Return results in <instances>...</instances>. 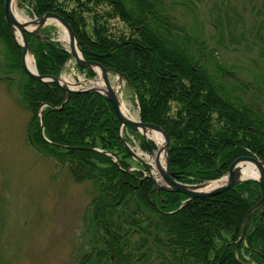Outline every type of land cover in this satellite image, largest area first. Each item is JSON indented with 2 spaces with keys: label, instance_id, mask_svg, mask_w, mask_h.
Returning <instances> with one entry per match:
<instances>
[{
  "label": "trees",
  "instance_id": "1",
  "mask_svg": "<svg viewBox=\"0 0 264 264\" xmlns=\"http://www.w3.org/2000/svg\"><path fill=\"white\" fill-rule=\"evenodd\" d=\"M19 1L35 16L58 13L81 49L95 53L84 54L85 59L128 77L139 119L159 125L168 135L169 170L178 181L218 179L242 155L264 159V47L247 81L233 65L228 67L224 55L229 49L250 47L247 40L236 38H248V29L231 0H212L214 35L209 39L176 15L179 7L194 14L196 0ZM3 5L0 0L2 80L8 87L16 85L20 103L30 113L27 142L66 167L75 182L90 185L83 224L88 248L78 264H264V214L259 209L251 214L234 250L242 220L260 198L257 181L243 180L213 196L193 198L179 209L186 195L162 188L154 194L155 206L152 182L138 170L125 171L132 158L119 140L112 104L98 93L79 92L60 108L65 92L55 82L37 80L23 70L21 47L7 28ZM258 10L261 16L264 10ZM109 19L123 27L112 30ZM256 21L260 23L252 27V38L264 42V24L260 18ZM41 33L51 35L45 28ZM27 39L38 74L58 76L70 58L62 43L30 33ZM79 69L88 77L95 75ZM130 134L143 151L156 147L124 127L125 141L130 142Z\"/></svg>",
  "mask_w": 264,
  "mask_h": 264
},
{
  "label": "rangeland",
  "instance_id": "2",
  "mask_svg": "<svg viewBox=\"0 0 264 264\" xmlns=\"http://www.w3.org/2000/svg\"><path fill=\"white\" fill-rule=\"evenodd\" d=\"M18 2L15 0L16 9L29 19L27 5L17 7ZM263 3L264 0H231L248 29V38H236L247 40L250 47L240 51L227 49L224 59L228 67L233 65L234 72L246 81L249 73L254 71L253 61L264 47V42L252 38L251 33L255 23H260L257 18L264 24V19L261 20L264 11L261 16L258 12V9L264 10ZM73 4L70 1L68 7ZM211 4L212 0H196L194 14H187L179 7L176 15L209 39L210 35H214L209 11ZM84 15L90 23V16L86 12ZM108 24L112 30L123 27L117 19H109ZM45 29L62 45L68 46L65 31L57 22H49ZM254 40L257 43L251 44ZM3 50L4 46L0 43V264H78L80 255L88 248L83 224L91 198L90 185L88 182H75L66 167L37 153L28 144L25 128L30 113L20 103L16 85L8 87L7 82L2 80ZM74 64V59L70 58L61 71L66 80H73L81 74ZM112 83L120 96L121 106L138 119L139 111L132 90L125 81L118 83L115 77ZM130 146L146 163H150L148 156L159 148L156 143L153 153L143 152L134 139L130 141ZM129 161L133 167L139 165L133 159ZM139 166L143 169L142 165ZM152 168L158 174L155 163L151 164Z\"/></svg>",
  "mask_w": 264,
  "mask_h": 264
},
{
  "label": "water",
  "instance_id": "3",
  "mask_svg": "<svg viewBox=\"0 0 264 264\" xmlns=\"http://www.w3.org/2000/svg\"><path fill=\"white\" fill-rule=\"evenodd\" d=\"M15 0H4L3 5V13L6 20V25L10 33L15 38V32L18 31L20 35V46H21V66L23 70L30 75L31 77L45 82H55L64 92L65 97L60 105V108L64 104L66 100L69 99L70 95L72 93H79V92H93L98 93L105 97L113 106L117 118L119 120V139L121 143L123 144L124 148L129 152L131 157L138 161L139 163L143 164L144 167L147 170V174L145 173L144 176L151 180L153 183V188L151 190L152 194V202L156 206V202L154 199V192L157 189L159 191L160 188H168L173 191L180 192L187 196V198L179 205L178 209L181 208L186 202L193 198H205L209 196H213L215 194H218L220 192H223L229 188L234 187L239 182L245 179H254L258 181L261 187V195L258 201L251 206L248 211L246 212L242 223H241V231L238 239L234 242L236 249L237 245L243 240L247 228V224L249 221V218L251 214L259 209V214H264V159H258L254 156L244 155L237 157L234 159L231 164L228 167V171L225 174V179L223 181H206L200 184H186L182 183L175 178V174L173 172H170L169 170V155H168V145H169V138L167 133L157 124L154 123H147L142 122L139 119H133L128 116H126L122 110H121V102H120V96L117 92V89L114 84H112L109 73H115L117 74V82L122 83L123 80L130 86V82L128 80V77L126 75H123L120 72H115L111 68L104 67L100 62L95 60H86L84 59V54H95L88 50L81 49L76 35L74 31L72 30L69 23L59 14L48 11L41 15L40 17L24 20V21H18L12 11V3ZM17 7H20V3H17ZM50 21H55L60 24V26L64 29L66 37H67V43L69 46V54L70 57H72L75 60V63L85 69L93 70L96 72V77H98L100 85L97 83L94 86L89 87H78L79 83H76V86L71 85L62 77L59 76H53V75H39L36 67L34 65L33 70H29L25 66L24 58L27 53H30L32 56V51L30 48V45L27 40V34L30 33L32 35H36L38 37L48 39V35H41L40 30ZM16 39V38H15ZM33 57V56H32ZM135 104L138 106L137 102L135 101ZM54 109H57V107H53ZM39 115H40V126L43 128L42 123V116H41V109L39 108ZM126 126L130 128L131 130H134L138 133H140L144 140H147L148 138H151L149 134L153 132H159L162 136V146L158 148L157 154L155 156V167L158 171V175L160 176L159 181L152 175L151 173V163H146L140 156L137 155V153L131 148V146L123 139L121 130L122 127ZM163 152V158H164V165L162 166L159 162V155ZM153 153V150L151 151ZM154 154V153H153ZM108 155H111L113 157L114 163L117 165L118 161L116 156L113 153H108ZM244 162L251 163L257 170V177L255 178H245L242 176V166ZM134 168V167H133ZM128 170H126L127 172ZM222 179V178H221ZM215 183V184H211ZM210 185V186H209Z\"/></svg>",
  "mask_w": 264,
  "mask_h": 264
},
{
  "label": "bare ground",
  "instance_id": "4",
  "mask_svg": "<svg viewBox=\"0 0 264 264\" xmlns=\"http://www.w3.org/2000/svg\"><path fill=\"white\" fill-rule=\"evenodd\" d=\"M12 11L16 17V19L18 21H24L25 18L23 17V15H21L18 10L16 9L15 7V1L12 3ZM15 38L18 42H20V35H19V32L16 31L15 32ZM64 38L66 39V34L64 35ZM24 62H25V66L29 69V70H33L34 69V61H33V57L31 56L30 53H27L25 55V58H24ZM121 107V110L122 112L130 117V118H133V116L131 114H128L124 108V106H120ZM150 136L156 141L158 147L160 148L162 146V136L160 135L159 132H153L150 134ZM157 152H155L152 156H148L149 157V161L151 164H154V160H155V156H156ZM159 162L160 164L163 166V152L160 153L159 157ZM153 170H151V173L152 175L159 181V175L155 172L154 168H152ZM242 176L245 177V178H248V177H251V178H255L257 177V170L256 168L251 164V163H248V162H244L243 163V166H242ZM225 178H223L221 181H223ZM212 185L215 184V183H211ZM210 186V185H209Z\"/></svg>",
  "mask_w": 264,
  "mask_h": 264
}]
</instances>
